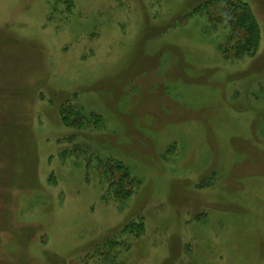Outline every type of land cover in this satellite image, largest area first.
<instances>
[{
  "label": "rangeland",
  "instance_id": "374dc122",
  "mask_svg": "<svg viewBox=\"0 0 264 264\" xmlns=\"http://www.w3.org/2000/svg\"><path fill=\"white\" fill-rule=\"evenodd\" d=\"M200 1L0 0V264H87L139 216L121 264H264V0L240 59ZM65 96L101 125H62ZM108 158L140 181L123 203Z\"/></svg>",
  "mask_w": 264,
  "mask_h": 264
},
{
  "label": "trees",
  "instance_id": "16d2710c",
  "mask_svg": "<svg viewBox=\"0 0 264 264\" xmlns=\"http://www.w3.org/2000/svg\"><path fill=\"white\" fill-rule=\"evenodd\" d=\"M64 4L70 11L73 0H55ZM204 14L214 29H224L223 41L219 51L225 59H240L256 54L261 40V28L251 5L244 0H203L198 2L184 17ZM62 96V95H61ZM67 97V96H65ZM68 97L58 105L60 123L67 127H98L102 123L100 116L82 113L81 109L68 103ZM63 150L61 155L66 154ZM101 174L105 187L104 201H127L138 188L140 181L134 177L129 168L121 161L108 158L102 162ZM145 224L142 217L126 219L120 226L113 228L96 243L90 252L85 254L84 263L121 264L117 261L120 248H129V244L121 239V235L139 237L144 233Z\"/></svg>",
  "mask_w": 264,
  "mask_h": 264
}]
</instances>
